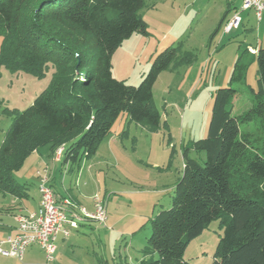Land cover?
<instances>
[{"label":"trees","instance_id":"obj_1","mask_svg":"<svg viewBox=\"0 0 264 264\" xmlns=\"http://www.w3.org/2000/svg\"><path fill=\"white\" fill-rule=\"evenodd\" d=\"M18 2L0 0V66L37 78L52 70L48 87L12 113L0 145V193L24 199L25 185L12 175L40 148L53 155L63 146L61 165L73 169L95 155L120 115L159 128L151 92L156 78L191 66L196 56L172 44L153 58L137 86H128L113 78L111 58L132 35L148 36L138 14L146 0H35L28 22L16 30ZM232 11L225 10L210 42ZM256 49L251 54L244 47L228 85L212 93L207 137L182 149L171 207L149 220L143 248L149 258L135 264H191L184 261L187 244L214 221L222 232L211 264H264V48ZM253 63L256 89L246 85ZM234 86L251 96V107L238 115ZM190 152L203 153V163Z\"/></svg>","mask_w":264,"mask_h":264},{"label":"rangeland","instance_id":"obj_2","mask_svg":"<svg viewBox=\"0 0 264 264\" xmlns=\"http://www.w3.org/2000/svg\"><path fill=\"white\" fill-rule=\"evenodd\" d=\"M151 1L146 0L139 14L153 19L154 25L150 28L154 35L143 36L144 42L131 40L122 43L123 46L116 50L113 58V78L124 81L128 86H137L153 58L172 44H181L182 50L194 53L196 59L187 68L164 71L156 78L151 92L152 105L161 118L159 128L151 130L120 115L110 134L97 146L95 155L82 160V170L89 165L90 172L81 175V183L78 189L74 188V192L83 197L84 208L89 212L87 205L93 197L104 199L107 228H100L103 226L94 223L78 237L74 234L78 228L71 230L68 247L61 249L58 262L51 264H115L119 261L135 264L149 258L143 253L151 231L148 222L159 211L171 207L173 187L183 168L181 151L188 142L207 137L212 93L228 85L234 62L243 48L256 44L257 25H253L249 32L240 30L239 36H233L236 31L226 36L219 31L210 42L219 20L218 10L221 7L225 9L224 1L196 0L194 7H191L193 0H170L166 4L160 3V13L156 14L150 7ZM34 3L35 0H19L16 30H21L22 24L28 22ZM161 16L170 20L168 27L158 24ZM261 25L264 26V19ZM263 26L260 39H264ZM55 29H58V25ZM69 35L76 37L73 33ZM137 36L134 34L133 39ZM51 74L50 68L44 77L37 78L29 72L0 66V145L11 125L12 113L30 106L36 96L48 87ZM255 74L256 65L253 63L246 74L248 88L256 87ZM234 89L239 91L232 101L233 113L238 115L251 107V96L243 86H234ZM48 153L47 147L39 150V154L46 159ZM54 155L52 157L55 159ZM189 157L199 164L204 161L203 153L196 155L190 152ZM36 158L31 154L12 175L20 183L23 179L29 182L34 202L37 201V190L33 185L35 181L38 182L36 174L47 168L40 166ZM52 164L61 167L58 163ZM49 171L48 167V174ZM6 202L0 193V208L5 207ZM221 232L219 223L212 222L187 244L184 261L211 264ZM75 238L80 241L74 244ZM125 247L126 251L123 250ZM151 258L155 259L156 255ZM29 260L46 264L44 255L37 250L30 252L22 261L6 258L0 264H30Z\"/></svg>","mask_w":264,"mask_h":264},{"label":"built area","instance_id":"obj_3","mask_svg":"<svg viewBox=\"0 0 264 264\" xmlns=\"http://www.w3.org/2000/svg\"><path fill=\"white\" fill-rule=\"evenodd\" d=\"M252 12L259 22L264 14L263 0H240L230 16L226 18L220 32L229 35L242 25V14ZM63 146L55 152V159L61 158ZM37 190L39 203L35 211L22 212L16 216L15 232L12 236L0 239V256L22 261L24 254L31 247H38L43 253L46 264L55 261L56 240L69 237L70 231L80 224L93 222L103 226L107 222L104 199L92 198L93 210L87 211L68 197L59 198L49 185L48 167L37 172Z\"/></svg>","mask_w":264,"mask_h":264},{"label":"crops","instance_id":"obj_4","mask_svg":"<svg viewBox=\"0 0 264 264\" xmlns=\"http://www.w3.org/2000/svg\"><path fill=\"white\" fill-rule=\"evenodd\" d=\"M168 1H170V0H152L150 3V5H151L150 7H152L154 9V10H152L154 12V14H156V12L160 13L159 10H160L161 4H166ZM220 1H222V2L224 1L226 6H225V9H224V7H221L220 10H218L219 11V16L217 17V19H219L218 23L220 22L222 16L224 15L225 10L230 9L232 11L235 8H237V6L240 3V0H220ZM195 4H196V0H193L192 2H190L191 7H194ZM145 5H146V3H145ZM231 13L232 12H230V14ZM230 14L228 16H230ZM181 15L182 14H180V16L178 18H180ZM140 16L146 22L147 27H148L147 28L148 36H144V37L153 36L154 35L153 30L150 28L152 25H154L153 19L149 18L150 19L149 20L148 17H146L142 14H140ZM263 16H264V14H263ZM263 16H262V18H263ZM161 17L159 18L158 24L160 23L161 26L168 27L169 24L167 22H170V20L164 19V16H161ZM263 19H261L259 22H257L254 19L252 12L243 13L242 14V22H241L242 25L236 31V33H234V35H233V36H239L240 30L243 32H249L253 28V25H255V26L257 25L256 27H258L257 28L258 36H256V39H257L256 44L253 47L251 45L245 46L246 49H248V52L251 54H254L257 50L256 48H258V47L264 48V39H262V38L260 39V33H261L260 30L262 29L261 27L263 26V25H261V23L263 22ZM218 23H217V26H218ZM173 25H174V23H172L171 26H173ZM133 36L134 35H132L129 39L125 40L124 43H126V41L128 42L131 40H133L135 43H136V41L137 42H139V41L144 42V37L143 36L139 37L140 34H138V36L135 37L134 39H133ZM123 44L121 46H123ZM165 48H167V47H165ZM165 48H163V50ZM115 54H117V51L114 52V54H112L113 55L111 58V66L112 67H113V65H112L113 58H114ZM111 72L113 74V68L111 69ZM123 116L125 117V115H123ZM32 155L37 156L36 159L39 160L38 162H40V166L44 165V166L49 167V169H50L49 174H48L49 175V181H50L49 185L51 186L50 188L53 189L56 196L59 198L68 197V198H70V200H72L75 203H77L78 205H81L82 207H84L83 201L81 200V198H83V197L80 196V194H79V196H77L74 192V188L78 189L77 186L79 183H81V181H80L81 175L89 173L90 172L89 171L90 166L88 165L85 168H83V170H82L83 161H81L77 168H73V169L71 168L70 169L69 165H65V166L61 165V161H60L61 159H58V160L54 159L52 157V155L50 154V151L47 154V159L44 158L42 154H39V152H34V153H32ZM53 162L60 164L61 167L58 168V167H56V165L53 166V164H52ZM56 173L58 176H56ZM90 177L92 178V176H90ZM66 179H68L69 181ZM28 183L29 182H27V180H24V179L20 183V184L25 185L24 189H26L27 198L19 199V198L10 196V195H3L5 200H7V202H6L5 207L0 208V239H3L7 236H12L14 234V232H15L14 227H16V220L15 219H16L17 214L22 213V212H32V211H35L37 209L38 203H39V201H38L39 200V193H38V190L36 187H37L38 182L35 181L33 184L37 190V197H36L37 201H35V202H34V195L31 192V189H29ZM83 185L85 186L86 183H83ZM87 206L89 207L90 211L93 209L92 208V206H93L92 200L88 203ZM139 223L141 224L142 222H139ZM91 224H94V223L93 222H86V223L78 225L79 227L76 230L77 233H74V234H77L76 237H78V234H81L83 230L93 227V225H91ZM106 224L100 228H105V227L107 228ZM70 236L71 235H69V237H67L65 239L63 237H58L57 239H55L56 240L55 262L56 261L58 262L57 258L61 257V253H60L61 249L65 250L68 247L67 246V240L69 238H71ZM98 236H101V233H98ZM78 241H80V240L78 238L77 239L75 238L74 244L77 243ZM35 250L42 252L38 247H31L26 251L23 258L29 256V253L33 252ZM123 250L126 251V247ZM4 259H6V257L0 256V262L3 261ZM10 259H13V258H10ZM29 262H30V264H36V263H33L31 260H29ZM115 264H117V263H115Z\"/></svg>","mask_w":264,"mask_h":264}]
</instances>
